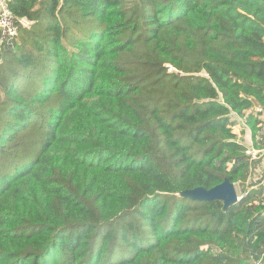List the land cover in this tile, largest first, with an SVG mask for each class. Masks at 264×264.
<instances>
[{
	"label": "trees",
	"instance_id": "trees-1",
	"mask_svg": "<svg viewBox=\"0 0 264 264\" xmlns=\"http://www.w3.org/2000/svg\"><path fill=\"white\" fill-rule=\"evenodd\" d=\"M9 7L0 264H264V184L232 130L264 148V0ZM225 178L227 209L178 194Z\"/></svg>",
	"mask_w": 264,
	"mask_h": 264
},
{
	"label": "built area",
	"instance_id": "built-area-1",
	"mask_svg": "<svg viewBox=\"0 0 264 264\" xmlns=\"http://www.w3.org/2000/svg\"><path fill=\"white\" fill-rule=\"evenodd\" d=\"M10 1L11 0H0V51L4 45L10 44L18 34L17 20L9 7ZM256 109L261 111V108L257 107ZM245 153L249 156L251 169L253 168L255 173L259 174L261 167L264 166V148L257 149L249 147L246 148ZM243 195L244 194H241L239 197H242Z\"/></svg>",
	"mask_w": 264,
	"mask_h": 264
},
{
	"label": "water",
	"instance_id": "water-1",
	"mask_svg": "<svg viewBox=\"0 0 264 264\" xmlns=\"http://www.w3.org/2000/svg\"><path fill=\"white\" fill-rule=\"evenodd\" d=\"M178 194L197 201L220 200L223 202V209H227L229 206L237 203L241 198L237 195L235 185L227 178L210 189L196 187L181 191Z\"/></svg>",
	"mask_w": 264,
	"mask_h": 264
},
{
	"label": "crops",
	"instance_id": "crops-1",
	"mask_svg": "<svg viewBox=\"0 0 264 264\" xmlns=\"http://www.w3.org/2000/svg\"><path fill=\"white\" fill-rule=\"evenodd\" d=\"M233 117L238 118V120H236L234 125H233L234 127L232 126L233 132L237 135V141L242 143L246 148L253 147V142L251 139V132H250L249 127L246 124H244V122H243L244 120L242 121V118H240L239 116L233 115ZM261 118L264 121V113L261 115ZM240 120H241V122H240ZM240 124L243 125V127H244L242 129V131H244V133L242 132L243 134H240L239 131L237 130L238 127H241Z\"/></svg>",
	"mask_w": 264,
	"mask_h": 264
},
{
	"label": "rangeland",
	"instance_id": "rangeland-1",
	"mask_svg": "<svg viewBox=\"0 0 264 264\" xmlns=\"http://www.w3.org/2000/svg\"><path fill=\"white\" fill-rule=\"evenodd\" d=\"M235 119L238 120V118H235ZM242 121H243V119H242ZM240 122H241V120H240ZM233 127H232V130H233ZM243 128H244L243 125H241V127H238L237 128V130L239 131L240 134H243L244 133V131H242ZM257 163H259V162H257ZM258 166H259V164H258ZM250 181L252 183H256V182L259 183V182H261V184H264V166L261 167L259 174H256L255 173V170L253 168L251 169V172H250ZM235 189H236L237 195L240 196L241 195V189L237 185H235Z\"/></svg>",
	"mask_w": 264,
	"mask_h": 264
}]
</instances>
